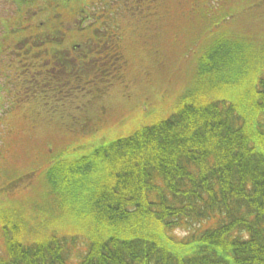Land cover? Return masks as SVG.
I'll return each mask as SVG.
<instances>
[{"label": "trees", "instance_id": "obj_1", "mask_svg": "<svg viewBox=\"0 0 264 264\" xmlns=\"http://www.w3.org/2000/svg\"><path fill=\"white\" fill-rule=\"evenodd\" d=\"M102 1L93 5L95 30L85 21L78 36L90 33L87 43L95 50L97 28L104 24L96 60L107 58L114 45L116 67L92 69L87 80L71 82L69 93L60 89L53 95V107L71 105L59 118H66L63 125L71 120L72 134L96 131L90 97L123 82L117 73L124 59L120 22H129L132 36L175 9L174 0ZM263 8L264 0H187L181 15L193 12L212 26L215 19L224 29L244 15L260 19ZM261 36L217 31L196 60V90L190 86L172 110L127 135L77 151L65 132H55L51 145L42 142L33 153L48 161L38 170L41 194L27 209L42 218L34 233L22 222L24 215L14 220L19 209L10 219L0 218L5 250L0 264H264V32ZM148 46L154 53L155 42ZM23 49L32 51L29 45ZM8 68L14 70V63L7 62ZM23 68L28 81L31 70ZM2 125L3 152L4 142L14 138L10 124ZM180 229L186 235L179 236Z\"/></svg>", "mask_w": 264, "mask_h": 264}, {"label": "rangeland", "instance_id": "obj_2", "mask_svg": "<svg viewBox=\"0 0 264 264\" xmlns=\"http://www.w3.org/2000/svg\"><path fill=\"white\" fill-rule=\"evenodd\" d=\"M54 1L0 0V123H3V128L10 124L13 130L10 137L14 138V142H4L3 152L2 146L0 147V218L10 219L14 210L19 209L14 220L18 221L24 215L22 222L29 226L30 233H34L38 227L37 218H42L34 210H27L29 205L35 202L33 200L36 195L39 197L41 194L38 170L44 169L48 161L42 157L34 159L33 153L42 142L51 145L49 139L55 132H65L63 137L71 140L67 142L77 151L78 147L87 149L91 147V143L94 145L103 140L127 135L140 125L154 121L153 115L158 116L172 110L175 99L183 95L190 86L196 90V60L217 31L232 32L256 40H259L262 37L261 32H264V11L260 13L261 18L258 20L254 16L244 15L237 25L225 24V28L221 29L219 21L215 25L214 19L212 26L209 19L204 20L193 12H188L182 17L181 10L187 0H174L175 9L169 15L156 24L141 26L140 31L132 36L129 34V22L122 20L120 24L125 25L124 59L122 71L120 67L117 73L123 82L117 83L116 89H112L106 96L104 95L107 92L90 97L93 100L90 113L96 122V131L72 134L67 132L71 120L69 125H63L66 118H59V113L65 116L69 114L68 108L71 105L68 104L66 110L60 106L53 107V92L49 88L51 84L46 83L51 78L55 83L64 82L70 77L75 78L73 66L62 59L68 58L66 49H69L70 45L80 43L79 25L85 21L93 23L97 20L96 8L93 5L97 3L100 7L105 1L67 0L65 6L53 5ZM96 25L97 23H93V26ZM5 35L7 36L3 39L2 36ZM83 35L86 37V32ZM104 35L103 24L100 30L97 28L95 35L98 47L95 50L81 47V50L89 55L87 58H91L90 61L95 62L97 68L108 64L110 69L115 70L117 59L114 45L112 49H108L107 58H100L99 63L96 60L102 53ZM59 36H62L59 42L55 39L39 49L36 46L45 37L52 40ZM37 38L39 40L35 42L31 40ZM150 41L155 42L154 53L148 46ZM27 45L32 50L29 53L23 49ZM53 59L58 60L53 62ZM7 62L14 63V70L7 69ZM25 65L37 76L28 83L23 81L24 78L13 83L12 73H24ZM87 66L82 68V77L85 79L88 78L86 72L91 70ZM39 67H42L44 74L48 72L50 75L45 82ZM8 74L11 76L6 77ZM70 87L68 83V90ZM8 99H20L24 102L11 106ZM6 105L7 116L3 114ZM74 107L75 105L72 106ZM11 183L14 184L10 185ZM32 214L35 218H29ZM54 227L52 224L49 229ZM177 233L183 236L187 231L180 229ZM2 243L1 233L0 256L5 255Z\"/></svg>", "mask_w": 264, "mask_h": 264}]
</instances>
